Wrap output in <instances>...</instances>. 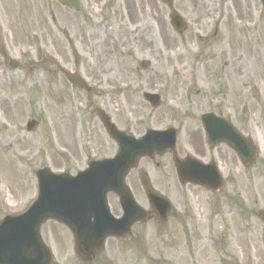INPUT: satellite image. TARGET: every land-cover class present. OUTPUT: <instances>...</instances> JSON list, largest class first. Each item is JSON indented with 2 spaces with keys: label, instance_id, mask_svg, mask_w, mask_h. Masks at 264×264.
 <instances>
[{
  "label": "rangeland",
  "instance_id": "rangeland-1",
  "mask_svg": "<svg viewBox=\"0 0 264 264\" xmlns=\"http://www.w3.org/2000/svg\"><path fill=\"white\" fill-rule=\"evenodd\" d=\"M209 1L193 8L211 11L214 5ZM255 3L258 28L239 22L246 14L241 0V10L231 9L230 21H223L205 45L197 39L192 21L178 36L160 0H131V28H125L117 8L94 6L83 29L71 17L68 37L56 32L46 12L32 7L24 17L18 11V20L11 21L14 37L3 28V42L10 56L17 51L34 70H26L18 88L8 84L0 90V203L8 211L25 209L35 197L37 168L74 174L88 159L114 154L116 145L94 106L135 136L147 128L190 126L177 115L191 110L196 89H204L197 88L201 82L195 80V69H200V78L204 74L208 79L217 103L228 98L233 113L245 110L248 117L264 118V8ZM191 5L193 0L173 3L185 19ZM143 59L150 62L147 68L139 65ZM74 67L93 87L91 93L76 91L66 82L60 69ZM251 87L257 89L259 103ZM144 91L161 94V104L152 109L142 98ZM31 119L37 125L28 131ZM259 142L263 154L260 138ZM154 160L159 167L148 159L139 167L170 199L168 220H150L133 226L129 237L108 239L88 263L75 254L73 238L63 226L46 222L41 234L52 251L51 264H264V223L259 219L264 209V162L246 171L235 186L227 182L220 193L211 195L197 187H180L170 158ZM132 179L135 198L146 206L135 172Z\"/></svg>",
  "mask_w": 264,
  "mask_h": 264
},
{
  "label": "water",
  "instance_id": "water-1",
  "mask_svg": "<svg viewBox=\"0 0 264 264\" xmlns=\"http://www.w3.org/2000/svg\"><path fill=\"white\" fill-rule=\"evenodd\" d=\"M77 8V0H61ZM171 5L173 0H161ZM264 6V0H260ZM170 25L181 32L185 23L173 10L169 13ZM147 66V61H142ZM65 76L77 89L90 88L77 72H65ZM143 97L152 106L159 103L156 94L144 93ZM107 134L118 145V152L113 159L89 161L84 171L75 176L64 172H53L44 167L36 170L37 195L29 207L19 215H7L0 220V264H50L51 253L43 243L40 226L49 219H55L66 225L74 239L76 253L85 261L93 259L103 247L107 236L121 237L128 235L134 223L146 220L151 213L158 220L165 221L170 211V203L149 185L145 176L141 182L150 203V211L137 206L132 195L123 184V175L135 164V160L143 155L152 157L156 152L162 153L171 148L173 162L181 183H201L214 190L220 188L221 179L216 171L206 179L195 177L188 168L193 163L190 160L180 162L175 155V131L147 130L145 135L135 139L133 136L119 130L111 121L109 115L101 108H94ZM37 122H27L31 130ZM184 164V166H183ZM186 165V166H185ZM208 180H213L208 181ZM113 192L120 198L123 215L114 218L110 215L106 194ZM264 220V211L261 216Z\"/></svg>",
  "mask_w": 264,
  "mask_h": 264
},
{
  "label": "flooded vegetation",
  "instance_id": "flooded-vegetation-1",
  "mask_svg": "<svg viewBox=\"0 0 264 264\" xmlns=\"http://www.w3.org/2000/svg\"><path fill=\"white\" fill-rule=\"evenodd\" d=\"M243 1L245 3L244 10H246V14L245 18L239 19V22L244 27L252 25L254 28H258L261 21L258 19L259 15H254V8H256L255 2L259 0ZM197 2L200 8L206 6V0H193V5H191L192 10L186 19L183 15L184 11L180 9L175 10L187 22V27L190 21L197 27V39L199 41L202 40L204 45L215 38L214 34H216L218 27H220L223 21H230L231 9L235 11L238 9L241 10V0H212L214 6L211 11L206 10L204 13L199 10L196 12L193 7L197 6ZM94 6L96 9L102 7V10L108 8L109 11L112 8H117L115 12L120 11L121 19L125 20V28H131V0H79V8L76 10L64 5L59 0H0V90L8 84L18 88L21 86L20 79H22L26 70H28L27 74L29 72L32 73L31 71L34 70L28 67L27 62L22 60L17 51L15 55L10 56V49L3 42V28L9 32L10 38L13 39L14 37L13 28H15V24L12 26L11 21L18 20V11L24 17H27V11H31L32 7L36 11L41 10L40 12H46L50 24L56 29V32L68 37L70 34L71 17H76V21H79V25L83 29V24L88 21V16L91 18L89 10ZM164 6L167 8L168 15L169 7L165 4ZM9 7H13L15 10ZM110 20H114L113 15L110 16ZM242 20L244 21L242 22ZM203 21L204 24H202ZM207 28H209V32L206 34L203 33ZM51 31L49 27V32L54 37V33ZM130 31L131 29L128 30V32ZM182 34L183 32L178 34V36L182 37ZM18 56L19 58H17ZM60 70L63 74L64 69ZM69 70L79 71L76 67L70 68ZM195 75L196 82H201V84L197 85V88L202 86L204 89H196L195 97L191 101V110L185 109L182 111L183 115H177L178 118L183 117L186 122L190 123L188 127H184V124H182L176 129L177 156L182 160L188 157L193 158L197 170L209 171L213 164L223 177L222 189L225 188L227 182L233 187L246 171H249L255 165L257 166L259 162H264V153H259V138L263 142L264 148V118H261V116L248 117L243 113L245 110L233 113L230 107V99L226 98L224 101L222 100L223 102L220 101L221 103L216 102L215 94L211 85L208 83V79L204 74L200 78V69H195ZM3 82L6 83L4 84ZM217 100L219 99L217 98ZM255 103L259 102L256 101ZM238 104H243V102L240 101ZM203 105H206V107L202 108ZM255 113L256 111L253 110L252 114ZM231 145H234L237 151ZM162 157L170 158V164L173 167L171 152L168 150L160 156H155L153 159L142 157L137 161V166L130 169L124 177V182L130 191L132 190L133 173L135 172V177L138 181L140 176L146 173L144 168L139 167V163L143 159H148L159 167L160 163L154 159H160ZM187 186L203 189L211 195L215 194L199 185H180L182 188ZM107 202L110 212L118 217L121 214V205L118 198L110 193L107 195ZM142 206L147 207V205ZM21 210L15 211L18 213ZM7 213L8 210L0 203V218Z\"/></svg>",
  "mask_w": 264,
  "mask_h": 264
}]
</instances>
